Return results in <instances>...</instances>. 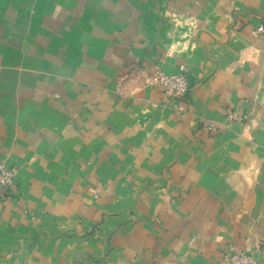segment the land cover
<instances>
[{"label": "crops", "instance_id": "0c3cea01", "mask_svg": "<svg viewBox=\"0 0 264 264\" xmlns=\"http://www.w3.org/2000/svg\"><path fill=\"white\" fill-rule=\"evenodd\" d=\"M260 26L264 0H0V264H264ZM182 65L183 100L144 84Z\"/></svg>", "mask_w": 264, "mask_h": 264}, {"label": "built area", "instance_id": "2783aa9c", "mask_svg": "<svg viewBox=\"0 0 264 264\" xmlns=\"http://www.w3.org/2000/svg\"><path fill=\"white\" fill-rule=\"evenodd\" d=\"M264 31V27L260 26L254 33ZM181 71L178 73H164L159 69L153 71V73L146 77L144 80L145 85L160 86L163 89L164 94L174 100H183L189 90V78L186 73L185 66H180ZM180 111L183 110L182 106H179ZM247 119L246 114H238L234 110L226 111V120L228 122H244ZM16 169L14 167H8L0 163V188L7 189L14 182ZM225 264H256L254 257L246 249H240L233 245H228L224 251Z\"/></svg>", "mask_w": 264, "mask_h": 264}, {"label": "rangeland", "instance_id": "374dc122", "mask_svg": "<svg viewBox=\"0 0 264 264\" xmlns=\"http://www.w3.org/2000/svg\"><path fill=\"white\" fill-rule=\"evenodd\" d=\"M264 27V26H263Z\"/></svg>", "mask_w": 264, "mask_h": 264}]
</instances>
